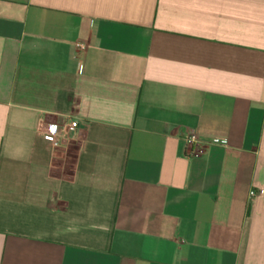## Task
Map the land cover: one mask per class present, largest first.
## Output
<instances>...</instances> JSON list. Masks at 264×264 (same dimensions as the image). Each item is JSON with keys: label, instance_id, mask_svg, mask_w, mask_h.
Instances as JSON below:
<instances>
[{"label": "crops", "instance_id": "1", "mask_svg": "<svg viewBox=\"0 0 264 264\" xmlns=\"http://www.w3.org/2000/svg\"><path fill=\"white\" fill-rule=\"evenodd\" d=\"M252 190L264 0H0V264H264Z\"/></svg>", "mask_w": 264, "mask_h": 264}, {"label": "built area", "instance_id": "2", "mask_svg": "<svg viewBox=\"0 0 264 264\" xmlns=\"http://www.w3.org/2000/svg\"><path fill=\"white\" fill-rule=\"evenodd\" d=\"M79 49H83L82 45H78ZM79 124L75 120H68L62 124L56 125L47 122H40L38 132L46 140L56 142L59 138L69 141L77 132ZM184 141V156L188 158L201 157L205 152L206 145H226L227 141L224 139H212L203 142L196 133H188L183 138ZM264 195V190H252L250 193L251 200Z\"/></svg>", "mask_w": 264, "mask_h": 264}]
</instances>
